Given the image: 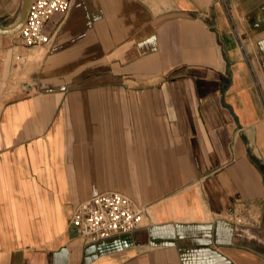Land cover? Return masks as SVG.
<instances>
[{
	"label": "crops",
	"instance_id": "0c3cea01",
	"mask_svg": "<svg viewBox=\"0 0 264 264\" xmlns=\"http://www.w3.org/2000/svg\"><path fill=\"white\" fill-rule=\"evenodd\" d=\"M227 4L255 76L214 0H73L44 48L0 35V264H264V0ZM104 192L144 226L84 239Z\"/></svg>",
	"mask_w": 264,
	"mask_h": 264
},
{
	"label": "built area",
	"instance_id": "2783aa9c",
	"mask_svg": "<svg viewBox=\"0 0 264 264\" xmlns=\"http://www.w3.org/2000/svg\"><path fill=\"white\" fill-rule=\"evenodd\" d=\"M224 7L232 31L245 61L255 76L247 42L238 22L228 8L227 0H214ZM73 0H32L26 24L17 33L19 43L26 48H44L52 38L45 34L46 23L56 14L68 15ZM148 208L139 206L132 198L118 192H104L81 203L70 215V225L77 228L88 242H99L120 234L136 231L144 226ZM149 219V217H148Z\"/></svg>",
	"mask_w": 264,
	"mask_h": 264
},
{
	"label": "water",
	"instance_id": "95a60500",
	"mask_svg": "<svg viewBox=\"0 0 264 264\" xmlns=\"http://www.w3.org/2000/svg\"><path fill=\"white\" fill-rule=\"evenodd\" d=\"M32 0H22L21 10L16 18V22L10 25L4 24L0 21V35L14 36L19 33L27 22Z\"/></svg>",
	"mask_w": 264,
	"mask_h": 264
},
{
	"label": "rangeland",
	"instance_id": "374dc122",
	"mask_svg": "<svg viewBox=\"0 0 264 264\" xmlns=\"http://www.w3.org/2000/svg\"><path fill=\"white\" fill-rule=\"evenodd\" d=\"M16 38V41L19 43V41H18V39H17V37H15ZM19 45L20 46H22L20 43H19ZM23 47V46H22ZM32 58H29V60H31ZM18 62H19V64H20V61L18 60Z\"/></svg>",
	"mask_w": 264,
	"mask_h": 264
}]
</instances>
